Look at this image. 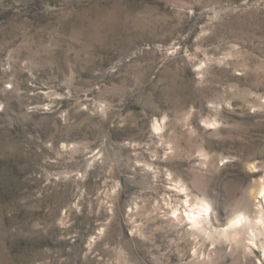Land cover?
Masks as SVG:
<instances>
[{"label": "rangeland", "instance_id": "374dc122", "mask_svg": "<svg viewBox=\"0 0 264 264\" xmlns=\"http://www.w3.org/2000/svg\"><path fill=\"white\" fill-rule=\"evenodd\" d=\"M263 183L264 0H0V264H264Z\"/></svg>", "mask_w": 264, "mask_h": 264}, {"label": "bare ground", "instance_id": "6f19581e", "mask_svg": "<svg viewBox=\"0 0 264 264\" xmlns=\"http://www.w3.org/2000/svg\"><path fill=\"white\" fill-rule=\"evenodd\" d=\"M260 192L264 193V183L261 184L260 186ZM261 214L262 215L260 217V222L263 221L264 224V212H261ZM248 224H249L248 218L244 215H239L231 221V231L234 234L245 232V230L247 231Z\"/></svg>", "mask_w": 264, "mask_h": 264}]
</instances>
